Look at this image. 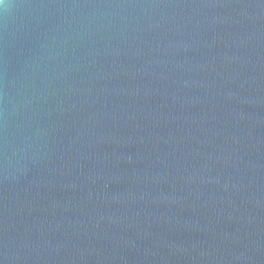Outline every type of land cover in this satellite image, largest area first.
<instances>
[{
  "label": "water",
  "instance_id": "obj_1",
  "mask_svg": "<svg viewBox=\"0 0 264 264\" xmlns=\"http://www.w3.org/2000/svg\"><path fill=\"white\" fill-rule=\"evenodd\" d=\"M0 264H264V0H5Z\"/></svg>",
  "mask_w": 264,
  "mask_h": 264
},
{
  "label": "clouds",
  "instance_id": "obj_2",
  "mask_svg": "<svg viewBox=\"0 0 264 264\" xmlns=\"http://www.w3.org/2000/svg\"><path fill=\"white\" fill-rule=\"evenodd\" d=\"M0 6H2L3 8H7L8 4L5 2V0H0Z\"/></svg>",
  "mask_w": 264,
  "mask_h": 264
}]
</instances>
